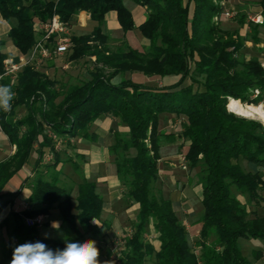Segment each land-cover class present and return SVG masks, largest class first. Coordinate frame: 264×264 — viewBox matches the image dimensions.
I'll return each instance as SVG.
<instances>
[{
  "label": "trees",
  "instance_id": "16d2710c",
  "mask_svg": "<svg viewBox=\"0 0 264 264\" xmlns=\"http://www.w3.org/2000/svg\"><path fill=\"white\" fill-rule=\"evenodd\" d=\"M132 1L147 9L138 29L149 43L140 49L123 41L113 51L106 46L108 37L100 25L105 14L114 10L124 33L135 27L123 0H0V15L16 20L8 36L22 54L36 42L34 22L57 15L69 25L73 15L87 11L97 25L89 34L72 35L73 46L65 54L73 60L94 55L100 64L87 77L62 90L41 70L44 62L38 67H21L14 81L9 76L2 78L3 89L9 90L11 99L8 110L0 107V125L15 151L0 162V198L10 197L0 209L16 194L4 190L10 176L31 152L36 154L32 168L36 175L27 196L31 207L11 211L10 238L17 245L40 241L52 250L63 249L68 240L94 239L100 260V232L102 227H110L102 217L103 198L94 180L71 185L63 182V164L71 163L77 169V163L68 155L59 157L54 140L64 136L96 140V133L89 131L92 124L109 115L128 129L127 135L115 133L109 151L125 202L137 204L132 232L117 257L118 264H254L241 250L239 240L264 239V215L257 211L264 205V179L259 170L246 169L243 163L264 168V125L230 112L227 104L230 98L246 103L264 98V66L257 57L246 60L242 54L246 41L256 46L261 40L259 32L264 31V23L251 22L244 13H236L238 28L244 23L249 26L242 36L238 29L227 31L219 23L225 18L222 0ZM259 4L264 16V0ZM5 58L0 50V73ZM106 69L110 71L107 74ZM125 72L170 80L161 85L132 77L111 82L113 76ZM254 89L259 90L255 98L251 97ZM21 105L26 112L16 117L14 108ZM161 115L180 117L181 131H160ZM177 140L187 142L189 167H199L202 210L197 219L198 255L188 244L185 226L170 198L156 186L161 146ZM46 149L52 157L43 162ZM232 187L246 198L244 203ZM53 209L71 232L62 239L24 220L49 215ZM149 225L157 234L158 248L146 237ZM253 252L254 259L259 260L262 250ZM12 254V248L7 247L0 264H10Z\"/></svg>",
  "mask_w": 264,
  "mask_h": 264
},
{
  "label": "rangeland",
  "instance_id": "374dc122",
  "mask_svg": "<svg viewBox=\"0 0 264 264\" xmlns=\"http://www.w3.org/2000/svg\"><path fill=\"white\" fill-rule=\"evenodd\" d=\"M222 1L225 4V0H222ZM242 6L241 5H239V7L231 6L230 8V5H226V6L224 5V8L222 9V11L224 12V10L233 9L236 13H244L246 15L247 20H249L248 19L249 16L256 15L255 12L252 10V6H254V2L251 1L249 3H246L245 6L243 7ZM235 17L236 16L229 18V19L224 18L219 23L221 24V26H223V29L227 31H233L236 29L239 30L242 27L238 28L235 22ZM123 41H126V40H122V39L113 40L112 39L106 42V46L108 47L109 50L114 51L119 45L123 43ZM97 44L98 42L96 41V45ZM137 45L140 46V49H144L148 44L142 45L137 42ZM97 46H99V44ZM242 54H243V58L246 60L252 57H257V59L261 62V65L262 63H264V50H262V46L261 47L254 46L253 43L246 44L245 48L242 51ZM68 56L69 54H64L60 56V58L52 57L50 60L46 61L43 64L44 66L42 69H41V66L39 68L48 77H50L51 79H54L55 82L57 83L56 86L57 87L60 86L61 90L65 88L66 85H68L69 83H75L81 79H84L85 77L88 76L89 71L93 70L96 66L97 67L100 66V64H98V62L95 61L94 55H87L77 60H73ZM105 72L107 74L110 71L109 69H106ZM130 77H132L134 80H143V82L153 84V85H161L165 81L168 82V80H170V79H165V78L163 79L157 76L147 78L143 76L141 73L125 72L124 74H118V75L113 76L111 78V82L117 83L122 78H130ZM185 81H186L185 83H189L188 79H186ZM60 98L61 97H59L58 99ZM236 100L246 107L261 105L262 111H264V98H262L257 103H246V102H241L239 99H236ZM228 104H229V100H228ZM228 104H227L228 110L230 112H233L229 109ZM25 112H26V108L22 105L14 108V114L16 117H20L24 115ZM233 113L238 116L244 117V118L257 120L262 125H264V119H261L257 116H245V115H241L235 112ZM108 124H111V127H114V135L115 133H120L121 135H127L126 134L127 130L122 131V128L125 125L122 124L117 118L113 117L111 122L105 121L103 125H106L107 127ZM181 124H182V119L178 116L161 115L159 124H158V129L160 131H167V132L171 131L177 134L181 131ZM98 127H99V124L93 123L89 131L92 132ZM111 127L110 128L107 127L106 129L110 131ZM76 142L77 140H75V137L70 138V139L68 136H64L63 138L62 137L56 138L54 140V143L56 146V150L59 153V157L65 158L68 155L76 163L81 162V159L77 157V155H75L76 154L75 150L78 146ZM113 142H114V138H113ZM176 144L178 145L183 144L182 146H179V147L177 145V151L175 153L176 157L165 160V163H163V161L161 160L160 161L158 160V162L161 163L159 165H162L163 163V167L161 166L159 168L160 170L158 171V180L156 182V186L161 188L162 193L165 197L170 198L178 217L181 219V221L183 222L185 226L188 244L190 248L192 249V251L198 255L199 247L196 245L197 239L199 238V231L197 230L198 229L197 219L202 210V205L200 201L198 202V197L196 196L193 190H194V187L197 188L198 186H200V184H198L197 182L198 180L197 174L199 171V167L197 166L194 168H190L187 162L186 169L181 168L177 157L181 153L185 156V153H186L185 145L187 144V142L177 140ZM9 149H10V145L8 144L6 138L4 137V134L0 132V162H2L5 159L6 152ZM45 151L46 152L44 154L43 159L49 160L50 158L48 157H52V153L48 149H46ZM165 152L166 151L162 150L161 148L160 153L163 156L165 155ZM109 153L112 154L110 151ZM34 163H35V155L33 152H31L28 155L26 162L20 168L15 170L10 176L9 183H10V188H12V190H14L15 192L19 191L21 189L22 184L27 180H30V181L26 183V186L24 187V189L30 188L29 185L32 179L34 178V176L36 175V173H33V174L31 173ZM171 167H175V168H171ZM62 169H64L68 173H71L72 175H76L75 174L76 169L73 168L71 163H68V165H65ZM62 180L63 182L66 183V185H71L73 183L74 184L76 183L70 180L68 176L62 177ZM73 186H74L73 187L74 193L72 192V197L74 198L75 185ZM186 186L190 187L191 190L193 191V195L190 196L189 199L185 196L183 192V187H186ZM232 192L236 194V196L242 203L246 201V198L243 195H241L239 192H237V190L234 187H232ZM6 200H4V198L0 199V205H2ZM26 202H27L26 198L23 199L22 197L15 198L14 200V203L20 209L22 206L26 207L27 205ZM184 203H185L186 208L184 207ZM120 206H121V210L119 213L122 214L119 216L120 224L116 223L118 219L116 218L114 221L112 220V222H110L109 228L102 227L101 232H100L101 240L99 242V245L102 247V256L100 258L101 264H103V261L111 262V264H118L117 257L118 255H120V253L125 248L126 239L132 232V223L134 221V216L136 212V204L131 203L128 205V203L125 202L123 196L121 195ZM183 209H186L189 211L187 212V211H184ZM10 213L11 212L8 213L7 222H4V223L2 222L0 224V258L2 256V253L5 251L7 247L10 246L13 250L17 246V244H15V241H12L9 235V230L12 224L11 216H9ZM57 217L58 216L56 214V209H53L50 213V216L47 218H44L43 223L40 226H38V229L41 230L45 234H51V235H54L62 239L66 235L71 234V232L68 230V228L63 222H59ZM156 236L157 234L155 233L153 227L149 225L147 228L146 237L148 239H151L155 243V246L158 247ZM251 242H254L255 244L256 241L254 239L240 240L239 244H240L241 250L247 256L250 262L254 264L256 263L264 264V260L261 259L257 261L254 259V256H253L254 252L252 251L253 250L252 248H255V245L252 244ZM151 263L152 262H147V264H151Z\"/></svg>",
  "mask_w": 264,
  "mask_h": 264
},
{
  "label": "crops",
  "instance_id": "0c3cea01",
  "mask_svg": "<svg viewBox=\"0 0 264 264\" xmlns=\"http://www.w3.org/2000/svg\"><path fill=\"white\" fill-rule=\"evenodd\" d=\"M127 1V2H126ZM254 2V6H252V10L255 12V14H261L262 13V7L259 4V0H225V6L230 5L234 7L239 5L245 6L246 3L249 2ZM124 4L129 8L132 14L133 22H134V28L132 30H129L127 32H123L119 22L117 21V16L116 12L114 10L108 11L105 14L104 20L102 21V24L100 25L101 27V32L108 37V41L114 40V39H122L126 40L129 45L135 47V48H140V46L137 45V42L146 45L149 43V41L142 36L140 30L138 29V26L145 20L146 14H147V9L145 6L134 3L132 0H123ZM242 6V7H243ZM250 9V8H249ZM253 12V13H254ZM35 23L33 24V33L35 35V39H39L41 32L34 30L35 29ZM16 24V20L14 18H9V19H4L0 15V50L1 52L6 54V58L4 60H11L15 63H18L20 58L27 55L20 53L17 48L13 45L10 37L8 36V31L12 26ZM97 25V21L90 19L89 13L85 10L79 11L77 14L73 15L72 21L69 24L70 27V34L72 35H82V34H89L93 28ZM249 31V26L248 24H244L242 28L239 29V34L240 35H245ZM259 36L261 40L255 44L256 46L261 47L264 45V31L259 32ZM136 43V44H135ZM252 43L251 41H246V44ZM73 44L71 45V47ZM70 47V48H71ZM57 58V57H56ZM60 58V56H58ZM47 60V59H46ZM46 61H44L45 63ZM12 79V78H11ZM13 81L16 80L12 79ZM9 106L7 107L6 110H8ZM111 116L105 115L102 116L94 121L95 124H99V127L94 130V132L97 135L96 140H91L89 137H83V136H77L75 137V140H77V148H76V154L77 157L81 159V162L77 163V169L75 171L76 175H72L71 173L66 172L64 169V173L68 176L70 180L74 182H79L83 181L84 179L87 180H94L96 183V190L101 194L103 198V211H102V217L109 222L114 221L116 218L118 224H120V218L119 216L122 215L120 214L121 206H120V200H121V195H122V186L121 182L117 176L116 173V166L113 161V155L109 153V147L113 143V138H114V127H111V124H108V128L111 127L110 131L106 129V125H103L105 121H112ZM101 125V126H100ZM113 129V130H112ZM128 130L126 126L122 128V131ZM0 132L4 134V137L6 138L8 144L10 145V149L6 152L5 159H8L15 151V145L10 143L8 140L7 135L3 132L2 129H0ZM77 138V139H76ZM177 145L176 142L174 143H165L161 146L162 150L166 151L165 155L163 156L160 153V159L159 161H163L165 163V160H168L170 158H174L175 153L177 151ZM161 150V149H160ZM34 155H36L34 153ZM47 161L43 159V162ZM159 165L161 163L158 162V169L162 166ZM169 164V163H168ZM65 165H68V163L63 164V167ZM170 166V165H169ZM60 167V164L58 165V168ZM243 167L246 169L252 170V171H257L259 170L262 174V179H264V168L257 167L252 164H247L246 162L243 163ZM175 168V167H171ZM160 170V169H159ZM33 174V169L31 171ZM78 180H77V179ZM30 180L25 181L21 189L16 192L15 196L11 198V200L6 204V206L2 209H0V224L3 222V220L8 216V213L11 211H21L23 209L30 208V203L27 200V196L30 193V188L24 189L26 186V183H28ZM6 191H14L12 188H10V183L8 182L6 187L4 188ZM25 190V191H23ZM200 186L197 188L194 187V192L196 196L198 197V202H199V196H200ZM193 191L191 190L190 187L186 186L183 187V192L185 196L189 199L190 196L193 195ZM264 195V191L261 193ZM22 197L23 199L26 198V208L21 207L18 208V206L14 203L15 198ZM4 198V200L10 199V197L5 196L1 197L0 199ZM117 204V205H115ZM1 206V205H0ZM188 206V205H186ZM185 207V203H184ZM183 207V208H184ZM137 208V204H136ZM174 208V207H173ZM186 208V207H185ZM175 210V209H174ZM184 211H189L186 209H183ZM257 211L264 215V205L258 206ZM57 218L59 222L60 216L56 210ZM45 218L49 217V215H44ZM197 230L199 231L200 229V223L197 224ZM41 231V230H40ZM198 240V239H197ZM242 240V239H241ZM245 240V239H243ZM256 242H251L252 244L255 245V248H252L253 250L260 249L262 250L261 258L259 260H264V239H254ZM157 241V239H156ZM250 241V240H249ZM253 241V240H251ZM153 242V241H152ZM240 242V240H239ZM158 246L159 242L157 241ZM154 246L155 243L153 242ZM155 248H158L155 246ZM252 250V251H253ZM258 261V260H257ZM105 261H103L104 263ZM257 264V263H256Z\"/></svg>",
  "mask_w": 264,
  "mask_h": 264
},
{
  "label": "built area",
  "instance_id": "2783aa9c",
  "mask_svg": "<svg viewBox=\"0 0 264 264\" xmlns=\"http://www.w3.org/2000/svg\"><path fill=\"white\" fill-rule=\"evenodd\" d=\"M221 4L224 5L223 1ZM236 12L233 9L224 10L223 15L226 19L234 17ZM249 21L254 23H264V16L256 14L255 16H249ZM214 21H218V16L213 17ZM35 29L41 32L40 38L36 40L34 46L27 53V55L20 58L18 63L11 60L3 61V72L0 73V89H3L2 78L9 76L10 78H16V73L25 65H32L38 67L42 62L52 56H62L71 47V34L70 27L66 23L59 20L57 15H54L47 21H37L35 23ZM264 50V45H262ZM264 65V63H262ZM259 95V90L254 89L252 97ZM1 129V125H0ZM182 154V153H181ZM179 154L177 159L181 168L186 169L187 160L185 156ZM51 158V157H48ZM26 208V207H25ZM45 216L43 214L34 217H25V223L29 226H40L44 221Z\"/></svg>",
  "mask_w": 264,
  "mask_h": 264
},
{
  "label": "clouds",
  "instance_id": "9594fccd",
  "mask_svg": "<svg viewBox=\"0 0 264 264\" xmlns=\"http://www.w3.org/2000/svg\"><path fill=\"white\" fill-rule=\"evenodd\" d=\"M10 99L9 90L0 89V107L7 109ZM99 256L100 250L94 239L83 242L68 240L63 249L57 250L36 241L17 245L10 264H101Z\"/></svg>",
  "mask_w": 264,
  "mask_h": 264
},
{
  "label": "bare ground",
  "instance_id": "6f19581e",
  "mask_svg": "<svg viewBox=\"0 0 264 264\" xmlns=\"http://www.w3.org/2000/svg\"><path fill=\"white\" fill-rule=\"evenodd\" d=\"M228 107L231 111L245 115V116H257L261 119H264V111H262V106H243L237 100L230 98Z\"/></svg>",
  "mask_w": 264,
  "mask_h": 264
}]
</instances>
